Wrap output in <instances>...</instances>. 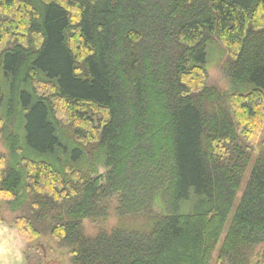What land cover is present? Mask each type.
<instances>
[{
  "label": "trees",
  "instance_id": "obj_1",
  "mask_svg": "<svg viewBox=\"0 0 264 264\" xmlns=\"http://www.w3.org/2000/svg\"><path fill=\"white\" fill-rule=\"evenodd\" d=\"M0 133V223L7 202L29 242L72 264H254L264 0H0Z\"/></svg>",
  "mask_w": 264,
  "mask_h": 264
},
{
  "label": "rangeland",
  "instance_id": "obj_2",
  "mask_svg": "<svg viewBox=\"0 0 264 264\" xmlns=\"http://www.w3.org/2000/svg\"><path fill=\"white\" fill-rule=\"evenodd\" d=\"M208 61V75L209 84L214 85L222 90L229 88V81L222 70V63L228 57L226 49L219 45H214L209 49ZM8 141L3 134L0 133V171L8 168L12 163L10 150L8 148ZM101 173H105L103 168H100ZM2 210L4 212L5 221L8 227L15 230L21 238L22 251L25 252V264H72L71 256L68 250L59 248L58 245L52 241L48 236L41 237L29 242L19 231L15 225V220L21 214L20 212H13L9 203L2 202ZM111 216L108 220L84 222L85 231L89 236H96L100 232L110 233L119 222V218L111 211ZM44 248L46 250L44 251ZM261 251L264 247L260 248ZM217 255L214 254L211 264H217ZM264 259V254L261 258L256 259L255 263H260Z\"/></svg>",
  "mask_w": 264,
  "mask_h": 264
},
{
  "label": "crops",
  "instance_id": "obj_3",
  "mask_svg": "<svg viewBox=\"0 0 264 264\" xmlns=\"http://www.w3.org/2000/svg\"><path fill=\"white\" fill-rule=\"evenodd\" d=\"M21 238L7 223H0V264H25Z\"/></svg>",
  "mask_w": 264,
  "mask_h": 264
},
{
  "label": "water",
  "instance_id": "obj_4",
  "mask_svg": "<svg viewBox=\"0 0 264 264\" xmlns=\"http://www.w3.org/2000/svg\"><path fill=\"white\" fill-rule=\"evenodd\" d=\"M46 250V248H44V251Z\"/></svg>",
  "mask_w": 264,
  "mask_h": 264
}]
</instances>
